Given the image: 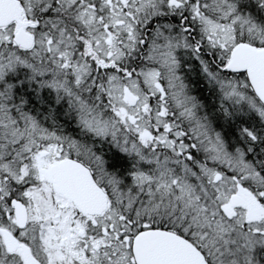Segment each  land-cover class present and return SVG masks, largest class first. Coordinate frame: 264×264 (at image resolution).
I'll use <instances>...</instances> for the list:
<instances>
[{"label":"snow or ice","instance_id":"snow-or-ice-1","mask_svg":"<svg viewBox=\"0 0 264 264\" xmlns=\"http://www.w3.org/2000/svg\"><path fill=\"white\" fill-rule=\"evenodd\" d=\"M0 264H264V0H0Z\"/></svg>","mask_w":264,"mask_h":264}]
</instances>
